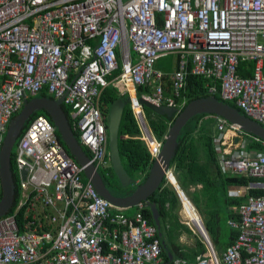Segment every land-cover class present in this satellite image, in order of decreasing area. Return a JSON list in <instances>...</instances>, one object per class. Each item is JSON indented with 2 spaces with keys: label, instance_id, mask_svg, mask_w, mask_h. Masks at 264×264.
I'll use <instances>...</instances> for the list:
<instances>
[{
  "label": "built area",
  "instance_id": "2783aa9c",
  "mask_svg": "<svg viewBox=\"0 0 264 264\" xmlns=\"http://www.w3.org/2000/svg\"><path fill=\"white\" fill-rule=\"evenodd\" d=\"M168 55L181 58L172 74L156 68ZM242 62L253 64L252 77L240 74ZM190 75L220 84V90L211 86V95L220 93L264 127V0H0V152L25 99L47 90L64 99L81 145L106 168L104 91L111 84L126 92L150 86L144 98L178 107L166 97L165 82L179 97ZM135 116L156 157L162 143L142 111ZM217 122L221 134L233 132L245 144L244 133ZM15 153L22 195L16 213L0 221V264H164L146 207L141 204L132 219L113 214L48 117L30 123ZM224 165L264 189V154L253 157L243 148ZM239 216L232 223L239 236L224 254L201 220L198 227L188 222L208 256L176 264H264V194L250 196Z\"/></svg>",
  "mask_w": 264,
  "mask_h": 264
},
{
  "label": "trees",
  "instance_id": "16d2710c",
  "mask_svg": "<svg viewBox=\"0 0 264 264\" xmlns=\"http://www.w3.org/2000/svg\"><path fill=\"white\" fill-rule=\"evenodd\" d=\"M164 59L167 60L166 63L161 62ZM180 61H181V58L179 56L168 55L158 60L156 64V68L157 70L160 69L165 72L172 73V70H174L175 67H179ZM252 69H253V64L242 62L239 68V72L243 77H252L253 75ZM115 77L117 76L115 75ZM114 79L115 78H112V80ZM166 79H169V77L166 76ZM169 84L170 85L168 87H165V91L167 92L165 94L169 95L170 98L175 99L176 103L181 105L182 110H184V108L187 106L188 103H190L193 100L200 99V98L214 96L220 100H223L220 96V93H217L215 95H211L210 93L211 86H215L216 88H219L220 90V84H217V83L212 84L210 81L206 80L204 77H197V76L190 75L188 86L183 92H181V95L179 97L174 95L172 85L170 82ZM219 90L217 89V92ZM152 92L153 91L150 86L137 88L138 96L148 95V94H151ZM122 96L123 94L121 92V89L118 88L115 84H111V86L104 91L103 97H102L103 116L105 119V123L108 127V141H109L108 161L109 162L111 159L110 135H109L111 108L115 104V102L119 100ZM40 97L53 98V96L49 94L47 90L42 95H40ZM225 103H227L229 106L233 108L238 109L244 115V112L240 108H238L235 103L228 102V101H225ZM64 109L67 113V117L69 119L72 130L75 136L77 137V139L79 140V133L75 129L73 121L70 117V110L66 106H64ZM143 110H144V115H145L147 124L149 128L151 129L155 138L162 142H165V138L168 134V131L172 127L174 122L155 115V113L152 112L148 108H143ZM41 115H44L50 118L49 113L47 111H44V110L39 111L27 124L26 129L28 128V126L33 120L37 119ZM207 117L209 118L210 116H206V115L198 116L194 118L193 120H191L188 123V125L184 128L180 136V139H179L178 152H176V156L173 159L171 168L173 169L174 175L176 176V179L179 180V184L185 193H186V188L181 183L183 182V179L191 178L192 176L200 177L205 182L204 184L205 189L207 191L212 192V196L210 199H213V200H211L209 204H212L215 200L218 199L222 201L223 207H227V204L225 203V198H224V195L226 194V199H228L229 201L228 206H236V204H239L241 202L239 200H236V198L235 199L227 198L228 196H227L226 185H230L231 183H234L238 186L247 185L249 183L248 182L249 179L250 181H254L256 179L246 178L248 179L246 180L244 179L245 177L242 178V177L237 176L236 174L229 172L230 173V174L228 173L230 175L229 180H226L224 185L221 188L217 187L213 183L211 178L214 173L209 169V167H213L214 165L218 167V158H217V154L214 148V143L217 139L216 138L217 135L220 138L221 133L218 131L219 132L218 134L217 132L218 124L215 123V126H214L213 121H206L205 123L207 122L209 123L205 125L204 121ZM211 118L214 119V117H211ZM216 126H217V129H216ZM153 147L155 148L156 146L154 145ZM244 151L248 154L254 151L264 152V146H263V143L259 141L257 138L246 135ZM119 152H120V157L122 159L123 165L125 169L127 170L128 174L135 180H141V183L144 182L149 175V172L154 164L155 159L153 158L152 154L150 153L145 143L142 141L141 131L136 121L135 113L131 105H128L124 109L123 118H122L120 130H119ZM88 154L91 156L89 151H88ZM205 159L206 161L204 162ZM110 165H111V162H110ZM197 165L205 166V167H202L204 168L203 171H201L202 174L195 173ZM13 170L15 174V181L17 184V197H16V204H15L16 208L13 210L12 215L16 212L17 207L19 206V203L21 200L20 194L22 191L21 185H20V177L18 174L17 158H16L15 152H14V158H13ZM109 173H110L111 179L108 180L107 184L115 183L120 189L121 186L111 166L109 169ZM113 190H115V187ZM250 191L251 192L249 195L251 196H259V195L264 194V189L252 188ZM121 194H125V192H122ZM223 199H224V202H223ZM151 201L157 203V206L160 209L161 215H165L167 211L166 203H169V208L171 210L181 207V202L178 199V195H176V191L173 189L172 185L168 182V180H165L163 182L161 189L155 195L151 197ZM143 206L146 207L145 210L143 211V215L150 222V224L153 225L152 215H151L149 207L146 206V204H143ZM217 206H218V203H217ZM137 209L139 210V208ZM119 212L120 210L118 209H114L112 211L113 214H118ZM227 218L229 221L231 219L237 220L238 216L232 213L231 211L229 215L222 214L219 208L218 211L214 212L211 215V217L207 220V222L204 223L205 229H207L210 235V238L219 253L223 251L220 249V244L224 242V240L227 238V236L230 233L232 234L231 244H233L236 241L237 236H238V231L236 229H233V227L229 225V223L227 222ZM165 243L168 248V251L170 252L172 256L174 255V256L183 258L185 260H190V259H187L188 256L186 254L180 252V248L176 246H172L170 242L165 241ZM199 247H201L202 251L204 250V253L208 252L204 241L199 244ZM162 256H163L164 264H174L173 261H170V257L166 254L163 248H162Z\"/></svg>",
  "mask_w": 264,
  "mask_h": 264
},
{
  "label": "water",
  "instance_id": "95a60500",
  "mask_svg": "<svg viewBox=\"0 0 264 264\" xmlns=\"http://www.w3.org/2000/svg\"><path fill=\"white\" fill-rule=\"evenodd\" d=\"M64 99H53L48 97H33L25 99L24 105L18 115L11 121L3 147L0 152V179L2 186V199L0 201V221L9 217L15 209L17 197V184L13 170V158L17 143L24 133L27 124L39 111H47L49 117L57 129L58 135L67 148L69 155L84 168V175L100 195L108 201L111 206L118 210L128 211L139 208L141 204L149 207L154 226L158 231V237L167 255H170L164 241V233L161 226V215L156 202L151 201L167 180L171 171L173 159L178 152L179 139L188 123L198 116H210L220 118L248 136L257 138L264 143V127L248 119L238 109L229 106L224 101L214 97H205L191 101L184 110L176 107L159 106L143 96L133 97L130 93L123 95L111 108L109 135L111 150V165L114 174L121 186L114 183L109 187L106 177L94 164L88 152H85L70 125L67 113L63 106ZM128 105L133 108L139 106L141 110L148 108L155 115L173 121L162 145L161 151L156 156L154 164L144 182L132 178L125 169L119 152V130L123 118L124 109ZM136 105V106H135ZM27 179L28 172H23ZM116 185V186H115ZM178 190L179 195L190 204L180 187L172 182ZM125 192V194H121Z\"/></svg>",
  "mask_w": 264,
  "mask_h": 264
},
{
  "label": "crops",
  "instance_id": "0c3cea01",
  "mask_svg": "<svg viewBox=\"0 0 264 264\" xmlns=\"http://www.w3.org/2000/svg\"><path fill=\"white\" fill-rule=\"evenodd\" d=\"M176 68H178V67H175V69L172 70V73L176 70ZM159 71H162V72L167 73V74H172L171 72H165V71L160 70V69H159ZM169 82H170V80H167L165 82V87H168L170 85ZM121 92L123 94L124 89L121 88ZM165 93H167V92L165 91ZM131 95L133 96L132 93H131ZM167 96H169V95H167ZM206 121H213L214 126H215V123L218 124V122L215 118L212 119L211 117H209V118L207 117L205 119L204 123ZM208 123L209 122L205 123V125H207ZM216 129H217V126H216ZM217 132H218V130H217ZM218 134H219V132H218ZM216 138L217 139L214 143V148H215L217 158H218V167L216 165H214L215 167L214 166L209 167V169L214 173L211 180L213 181V183L217 187L221 188L224 185L225 181L229 180V177H230L229 174L231 173L228 170L226 171V167L224 165L225 159H227L231 156L237 157L242 152L244 145H243V142L233 132H227L226 134H220V138L217 135ZM261 154H264V152L254 151V152L250 153V155H253V157H257ZM202 156H203V154H202ZM153 158L155 159L156 157L153 155ZM205 161H206V159L204 160V162ZM202 167H205V166L197 165L195 173L196 174H202L201 171H203V169H204ZM171 171H172V177L168 182L171 185L173 182L174 184H176L180 187V190L184 193V195L186 196L188 201L191 203V206L194 208L195 212L198 211L197 214L198 215L200 214L199 217H200V220L203 221V224L206 223L207 220L211 217V215L214 212H217L218 209L220 208V211L222 214L229 215L230 211H231L232 213H234L235 215L238 216L237 220L231 219L229 221L227 218V222L229 223L230 226H232V223L234 221H239V219H240L239 208L251 196V195H249L251 192L250 190L252 188L261 189V188L251 187L250 183L254 182L256 180L250 181V179L248 180L242 176H239V177H242V178L248 180L249 183L247 185H239V186L234 184V183H231L230 185H226V190H227V196H228L227 198H231V199L236 198V200H239L241 203L236 204V206H228L229 201H228V199H226V194H225L224 198H225V203L227 204V207H223L222 201H220L218 199L215 200L212 204H209V202L211 200H213V199H210L212 196V192L207 191L205 189V186H204L205 182L200 177L192 176L191 178H184L183 179V182H181V183L186 188V193H185L179 184V180L176 179V176L174 175V171L172 168H171ZM139 181L141 182V180H139ZM172 187L176 191V195H178V199L181 202V207L180 208L178 207L174 210H171L169 208V203H166L167 211H166L165 215H161V212H160L161 226H162L163 233H164V241L170 242V244L172 246H176V247L180 248V252L186 254L188 256L187 259H190V260H185L183 258H180L178 256H174V255L172 256L171 254L168 256L170 257V261H173L174 264H176L178 262L195 263L198 261V258L201 256L206 258L208 256V252L204 253V250L202 251L201 247H199V244L202 243L204 240L199 234H197V232L193 231L188 226V222L186 221L187 217H185L184 216L185 213L183 214V212H182V208L184 211L183 201L179 195L178 190H176L173 185H172ZM20 197H21V194H20ZM223 202H224V199H223ZM217 203H218V206H217ZM168 209H170V210H168ZM159 211H160V209H159ZM137 212H138V209L134 215H131V216H129L127 214H125V215H126V217L132 219L133 217H135ZM119 213L124 215L121 211ZM153 226H154V222H153ZM238 236H239V232H238ZM238 236H237V238H238ZM159 241H160V239H159ZM160 243H161V241H160ZM231 243H232V234L230 233L227 236V238L224 240V242H222L220 244V249L223 250V251H221V253L224 254L232 245Z\"/></svg>",
  "mask_w": 264,
  "mask_h": 264
},
{
  "label": "clouds",
  "instance_id": "9594fccd",
  "mask_svg": "<svg viewBox=\"0 0 264 264\" xmlns=\"http://www.w3.org/2000/svg\"><path fill=\"white\" fill-rule=\"evenodd\" d=\"M131 94V92H126L125 90H124V92H123V95H125V94ZM135 93H136V95H137V89L135 90ZM40 97V96H39ZM135 97V96H134ZM223 101V100H222ZM136 106V105H135ZM160 106H164V105H160ZM183 106V105H182ZM131 107L133 108V105H131ZM176 108H180L181 109V105L180 104H178V107H176ZM137 110H141V108L139 107V106H136V108H133V111H134V113H135V111H137ZM182 110V109H181ZM142 111V113H143V116L145 117V115H144V110H141ZM244 112V111H243ZM244 116H246L245 115V112H244ZM47 117V116H46ZM136 117V116H135ZM247 117V116H246ZM50 119V118H49ZM215 119H220V118H215ZM249 119V118H248ZM145 120H146V118H145ZM220 120H223V119H220ZM51 121V120H50ZM136 121H137V119H136ZM224 121V120H223ZM52 122V121H51ZM226 122V121H225ZM53 123V122H52ZM138 123V122H137ZM146 123H147V121H146ZM54 125V124H53ZM148 125V124H147ZM230 125V124H229ZM107 126V125H106ZM139 126V125H138ZM230 126H232V125H230ZM55 127V126H54ZM56 128V127H55ZM148 128H149V126H148ZM107 129H108V127H107ZM150 129V128H149ZM238 130V129H237ZM150 131H151V129H150ZM240 132H242V131H240ZM151 133H152V131H151ZM243 133V132H242ZM56 134H57V136H58V138H59V140L61 141V139H60V137H59V135H58V132H57V129H56ZM245 134V133H244ZM152 135H153V133H152ZM246 135V134H245ZM248 136V135H247ZM153 137L155 138V136L153 135ZM156 139V138H155ZM156 140H158V139H156ZM79 141V140H78ZM159 142H161L162 143V145H163V143L164 142H162V141H160V140H158ZM62 142V141H61ZM243 142V141H242ZM79 143H80V141H79ZM62 144H63V142H62ZM81 144V143H80ZM64 145V144H63ZM82 146V145H81ZM65 147V146H64ZM83 147V146H82ZM65 149L67 150V148L65 147ZM83 149L85 150V152H88L89 150L87 149V148H85V147H83ZM108 151H109V144H108ZM68 152V151H67ZM68 154H69V152H68ZM91 154V153H90ZM70 156V155H69ZM71 157V156H70ZM91 157V159H92V156H90ZM74 159V158H73ZM107 162H108V166L106 167V168H104L105 170H107L108 171V174H110L109 173V169H110V166L112 167V165H110V162H111V159H110V162L108 161V154H107ZM95 164V163H94ZM97 166V165H96ZM98 167V166H97ZM101 168H103V167H98V169L100 170ZM84 172V171H83ZM84 178H85V175H84ZM109 178H111V176L109 177ZM110 180V179H109ZM85 181H89L87 178H85ZM15 208H16V206H15ZM12 215V214H11ZM10 215V216H11Z\"/></svg>",
  "mask_w": 264,
  "mask_h": 264
},
{
  "label": "bare ground",
  "instance_id": "6f19581e",
  "mask_svg": "<svg viewBox=\"0 0 264 264\" xmlns=\"http://www.w3.org/2000/svg\"><path fill=\"white\" fill-rule=\"evenodd\" d=\"M184 201L186 204L185 209H184V213H185L187 219L198 227L200 225V223H199L200 222V217H199L200 214L198 215L197 214L198 211L195 212L194 208L192 206H190V204L185 199H184Z\"/></svg>",
  "mask_w": 264,
  "mask_h": 264
},
{
  "label": "rangeland",
  "instance_id": "374dc122",
  "mask_svg": "<svg viewBox=\"0 0 264 264\" xmlns=\"http://www.w3.org/2000/svg\"><path fill=\"white\" fill-rule=\"evenodd\" d=\"M122 61V60H121ZM120 61V62H121ZM166 59H164V60H162L161 62L162 63H166ZM117 74H119V72L117 73ZM123 87V86H122ZM132 94H133V97L134 96H136V93H135V89H132L131 91H130ZM138 95V94H137ZM166 95V94H165ZM166 97H169V96H167L166 95ZM33 98V97H32ZM70 110V109H69ZM16 150H17V146H16ZM100 172L101 173H103V174H107L108 173V171L107 170H105L104 168H101L100 169ZM137 211V208H135V209H131V210H128V211H123L122 213L125 215V214H127V215H129V216H131V215H134L135 214V212ZM182 212L184 213V211H183V208H182ZM126 216V215H125ZM185 217H186V215H185ZM186 221L187 222H191V221H189L187 218H186ZM225 222V221H224ZM191 225H192V223H191ZM197 234H199L198 232H197ZM200 235V234H199ZM201 236V235H200Z\"/></svg>",
  "mask_w": 264,
  "mask_h": 264
},
{
  "label": "flooded vegetation",
  "instance_id": "af4514ba",
  "mask_svg": "<svg viewBox=\"0 0 264 264\" xmlns=\"http://www.w3.org/2000/svg\"><path fill=\"white\" fill-rule=\"evenodd\" d=\"M103 175L106 177L107 182L109 179H111V178H109L110 174L107 173L106 175L105 174H103ZM113 185H114V183H108V186L114 187ZM21 195H22V192H21ZM120 211L123 212L124 210H120Z\"/></svg>",
  "mask_w": 264,
  "mask_h": 264
}]
</instances>
